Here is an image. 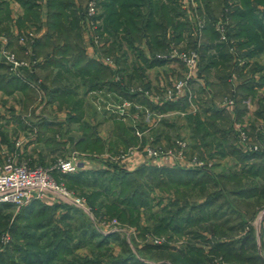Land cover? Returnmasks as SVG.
Listing matches in <instances>:
<instances>
[{
    "label": "trees",
    "instance_id": "1",
    "mask_svg": "<svg viewBox=\"0 0 264 264\" xmlns=\"http://www.w3.org/2000/svg\"><path fill=\"white\" fill-rule=\"evenodd\" d=\"M15 1L24 10L16 18L12 17L11 0H0V35L9 37V47L12 43H20L23 50H29L31 63L38 56L42 57L40 63L34 65L42 68L43 77L34 76L45 86L49 104L58 101L60 108L67 105L76 112L70 111L68 116L84 129L78 147L103 151V147L113 150L120 143H135L134 128L123 120L117 121L116 131H113L116 140H109L108 145L107 140L94 134L92 124L83 120L84 95L107 89L133 98L135 90L130 89L129 84H134L137 77L142 78L144 69L138 72L135 61L129 62V56L137 53L146 66L161 63L167 59L157 58L156 53L171 48L167 39L169 32L172 40L181 43L185 39L183 31L189 33L191 30V21L182 20L185 12L180 1L91 0L98 10L93 16L89 15V5L84 7L79 0ZM200 1L206 8L202 10L201 5L195 8L205 23V49L201 53L197 48L201 56L199 69L217 78L202 85L201 91L212 92L211 88L216 86L212 96L222 92L229 94L228 98L235 104L230 106L231 111L227 105L220 107L213 99H208V107L189 113L187 119L194 147L202 143L203 147H197L204 148L215 159L231 156L234 166L224 165L219 160L216 165L223 164V170L218 173L178 164L162 168L146 164L133 171L85 166L74 173L54 170L55 176L60 174L67 178L71 188L87 189V203L96 217L109 214L124 226L139 229L143 238L147 233L167 235V241L159 244L145 241L138 245L126 232H122L124 236L119 230L105 232L84 219L76 223L79 226L74 225L77 213L82 216L81 208L74 204L48 203L35 198L17 207L11 202L0 201V238L6 232L12 236L7 250L0 252V264H207L210 261L205 249L207 243L211 246L210 252L222 256L228 263L264 264V235L260 252L257 231L252 224L264 207V148L245 151L238 142L240 132L236 127L248 110L243 102L250 97L258 98L255 115L262 128L256 125L258 130L252 127L251 132L262 138L259 133L264 131V95L260 90L264 88V62L258 57L264 55V0ZM44 4L47 7L46 33L22 43L20 36L33 28L41 29ZM89 20L98 22L95 32L87 27ZM221 20L226 28V39L219 41L216 24ZM86 31L96 51L103 58H115L119 65L112 68L89 57ZM97 37L99 40L95 43ZM214 47L217 53L209 54L208 50ZM22 72L23 75L14 73L8 64L0 62V90L34 99L31 80L25 76V70ZM142 97L140 102L162 112L186 108L189 99L185 95L177 102L167 101L157 106ZM53 139V144L48 139L45 142L60 146L61 143ZM156 192H167V203L162 205L165 197L155 195ZM157 198L161 206L154 210ZM63 206L68 211L57 217L56 213ZM15 208L19 211L14 214ZM142 210L147 224L142 222ZM62 221L65 226H61ZM75 231L81 232L79 238ZM186 234L192 236L186 247L175 250L172 239L180 240ZM113 242L121 247L118 253L114 252ZM80 249L88 252L82 253Z\"/></svg>",
    "mask_w": 264,
    "mask_h": 264
},
{
    "label": "rangeland",
    "instance_id": "2",
    "mask_svg": "<svg viewBox=\"0 0 264 264\" xmlns=\"http://www.w3.org/2000/svg\"><path fill=\"white\" fill-rule=\"evenodd\" d=\"M179 1L181 3L182 9L185 12L181 16L182 20L183 21L189 20V22L191 21L190 25H192V26H191V30L189 31V33L186 30L183 31L184 37H182V38L183 39L185 38V39L181 43H176V40H172L173 35L171 34V31H170L168 36H167V39L169 41V46H177L178 48H180L182 50H186V51L199 48V51L202 53V49H205V48H203V43L205 42V37L203 35V30H202L201 36L195 34V32L193 30V25L197 21L194 20L193 18H194V15L196 14L195 8H198L201 5V7H203L202 8V10H203L206 7H204L205 5H203V1L198 2L199 0H196L195 3H192V4L190 3V5L187 7L185 6V3L183 2V0H179ZM79 2L82 3V5L85 7V5H89L91 0L90 1L89 0H79ZM10 6H11V3H10ZM188 7H189V9H188ZM23 12H24V10H23ZM23 12L21 11L20 14ZM202 15H205V11H204V13H202ZM219 17L221 18L220 14L218 15V18ZM201 20H203V19H201ZM90 22L91 21L89 20L87 23V27L89 29H91L93 32H95V28H96L98 22H96V24H92ZM219 24H220L219 22H217V24H216L217 30H218ZM187 27H189V26L187 25ZM187 29H189V28H187ZM31 30L35 31L34 33L38 38L43 35L41 30H38L36 28H33ZM182 30H183V28H180V31H182ZM218 31L220 33L219 36L221 37V38L219 37V41L224 40L222 38V34H221L220 30H218ZM188 34L192 35V37H189ZM95 39H96V41H94V42L98 43V40H99L98 37ZM213 43H215V42H213ZM165 51L166 52L158 51L156 54H166L170 51V47H167V49ZM208 52H209V54H212V53L215 54V53H217V48H215V47L210 48V50H208ZM16 55L21 60H25V61H28V63H31V58H30V55L27 53V49H24V54H19L18 52H16ZM104 59L108 63H114V65H119L118 62H115L116 61L115 58L105 57ZM258 59H259V61L264 62V55L259 56ZM36 60L38 61V64H39L40 60H42V57L38 56V58ZM132 60L135 61V66L137 67L138 72L141 71V68L144 69L143 70L144 71L143 78H144V76L146 77L145 73H147V71H149V68L147 69V66L145 64L144 59L141 56H139L137 53H132L129 56V62H131ZM168 61H170V60H168ZM200 61H201V56H200ZM131 67H132V65H131ZM25 68L26 67H23L22 71L25 70ZM28 68L31 69L30 71L33 70L32 73L34 76L35 70H36L34 63L29 64ZM246 70H249V68L247 67ZM21 73L23 75V72H21ZM38 73L36 75H38L42 79V77H43L42 74L41 73L38 74ZM157 75H160V74H157ZM208 75L205 72L202 73L201 69H199L196 77H197V80L202 81L203 85H205V83L207 84L208 81L213 82V81L217 80L215 74L212 73V75L210 77ZM163 76L164 75H162V77ZM178 76L179 75H177L176 77H178ZM173 77H175V76H173ZM163 78H165V76ZM180 78L181 77H178V79H176L175 81L180 80ZM33 79L34 80H32L29 83L32 87H34V90H35V96H34L35 98L34 99H31L32 98L31 96L28 97V96L21 94V93H18V92H15L14 94H9V93L5 92V90H2V89L0 90V139L2 137V140H3L2 142L0 141V169L4 165V163L7 162L9 156H13V157H16V159H18V157H20V155H21V157L23 159L25 158V156H23V153H25V152L20 150V148H17V146L18 147L22 146L23 140L26 139L27 136H29L28 135L29 129L26 128L24 130V129H22L23 127H21V131H19L20 130L19 128L18 129L9 128L6 130H4L3 128L1 129L2 125L5 123V121H7V119L10 120L13 118L12 111L20 109V110H22L21 112L27 113L28 115L31 112L34 113V112L38 111L41 113L43 112V114H47L51 117L56 116V114H57L56 112L57 111L60 112L62 110L66 111L67 113H69L70 111L73 114L76 113L75 111L74 112L72 111L73 110L72 107L69 108L67 105H63L60 108V106H58V103H59L58 101L53 102L51 104L46 102L48 98H47V94L45 91L46 90L45 86L41 84V79L37 80L35 76ZM181 79H184V77ZM164 80L166 81V79H164ZM143 82L144 81L142 80V78L139 79L137 77V79H134V84H129V86H131V88L130 87L129 88L132 90L133 89L139 90V91L143 90L145 92L146 87L143 84ZM164 86L165 87H162V90L160 93H153V92L148 91V92H145L144 94H146V96H148V97H154V99L157 98L158 101L165 100L167 98V97H165V94H166V91L168 90V88L170 87V85H164ZM213 88L217 89L216 86ZM213 88H211L210 91H212V90L214 91ZM213 91L208 92V93H204V92L198 90V92L201 95L202 94L205 95L201 99L200 105L202 106V109H203V107H208V102H209V101H207L208 99H213L218 106L227 105L225 103H226V101H228L230 99L227 96L229 94L222 92V93H219L218 95L216 94L215 96L213 94V96H212ZM80 92L84 95L83 88L80 89ZM260 93H261V95H264V88H262L260 90ZM119 95L121 97H123V95H121V94H119ZM84 98H85L84 106L82 108L84 111L83 120L85 122H89L90 124H92L93 127L91 129L95 131L94 134H99L104 140H107L106 145H108L109 140H111V139L116 140L114 138V132L113 131H116L117 121L123 120L126 124H127V122L125 120L129 121L128 116H126V115H127L128 109L130 110V108H131L130 103L126 102V100L123 101V99H122V100H119L118 103H113V104L109 105V107H107L108 105H105V108L101 109V106L100 105L97 106L96 102L89 100L88 97L86 98L84 96ZM175 100H178V99H175ZM243 103H244V105L247 106L248 110H247L245 116L243 117L242 123H238L237 126H238V129H239V127H241V129L244 130L248 136V138H247L248 144L245 146L244 150L248 151V152H253V151L258 150L260 148H264V138H263L264 131L259 133L262 138H258L259 137L258 134L256 135V137L253 136L255 134H252V132H251L252 127L254 129H255V127L257 129V126L261 127L259 124H257L258 123L257 117L255 115L257 108H258V98L252 99L250 97V98L246 99V101ZM106 109H108V110H106ZM120 110H123L124 114H122ZM141 110H142V114L145 115L144 119H145V121H147L146 122L147 125H146V127L143 128L144 130L141 129V125H138V127H135L133 129L135 135L137 136V141H135V143H133V144L125 145V144L120 143L119 146H117L113 150H111L110 147H103L104 148L103 151L99 150V149H88V148L86 149V148L78 147L77 144H78L79 140H77L76 137H79L82 133L84 134V129L82 127L80 128L79 124L77 122H75L72 124L73 137L71 138V140L68 137V133L66 131L64 132V130H58V131H55L53 133L48 134L49 138L55 137L58 140H60L59 143H61L59 147L57 146L58 148H56V149L54 148L52 152L50 151L52 156L49 154L48 156H45V157L41 156V158H39L38 154L41 155L43 153L42 155L44 156V154L49 152L48 150L52 149V146L50 148H48V147L46 148L45 144L38 143L34 149V154H36L37 156L32 157L34 159V161H36V162L32 161L34 163V165L31 164L32 162L28 157L25 158L24 161L18 160V162H20L22 164H27L31 167H43V168L51 169V168L55 167V165L61 159L72 157L75 154V155L79 156L80 158H83L84 160H82V161H85V159L86 160L90 159V160L101 161L105 168H110L111 170L118 168V169H128V170L133 171V170L137 169L138 167H141L142 165H146V164L148 166H153V167H158V168L159 167L162 168L164 166H169V165H167L170 162V161H168V159L158 158L155 160V159L149 158L146 154L147 152H145L146 148L149 147V148H151L153 150H157V151H160L161 149H170V150L173 149V150H178V152H179L181 149H183V153H184L183 157H185L184 158L185 163L193 162L192 160H195L198 162H203V164L201 165V167L199 169H206V170H209V171L215 172V173L216 172L218 173L219 171L223 170V167H221V166H223V164L227 165V166H234L235 160L231 156L223 157V158H221V160L217 159V158L215 159V158L211 157V155L209 154V152L207 150H205L204 148L199 149L197 147V146L203 147L204 145L202 143H198L197 146L194 147L195 141L191 138V130L187 129V127H186L187 130L185 131L184 128H182L175 121L176 117L173 118V116H171L172 112H169V111L168 112H164V111L162 112V111L156 110V109L153 110L150 107H143V108L141 107L139 109V111H141ZM104 111H107V113L109 115L106 114V116H105L103 114ZM121 116H123V117L126 116V119H124ZM25 121H31V120L28 119ZM164 121H167L169 123V125H166ZM156 127H160V129L161 128L165 129V127H168V128H166L165 130H162V131H165L164 133H166L165 135H163V137L160 136V138L157 141L149 143L148 142L149 138H146V136H144V134H145V132H148L149 130L151 131L152 128H156ZM135 130H137V131L135 132ZM150 131H149L148 135H150ZM33 133H35V132H33ZM45 137H47V135ZM67 137L69 138L70 143L72 141L71 145L68 142ZM64 138H66V141H67V143H65V145H64V143L61 142V141H63ZM238 142H239V144L242 145L241 135H239V137H238ZM6 143L9 146H11V147H9L10 150H13L12 152H8L7 154L4 152V149H3V145ZM182 143H185V146L183 148L181 146ZM51 144H53L52 141H51ZM250 146L252 147V149L250 148ZM255 146H257V149H254ZM130 148L137 150V153L132 155V156L137 157L138 154H141V156L144 158V160L141 164L134 165V163H130L129 165H125L124 163L120 162L121 161L120 157H122L121 153L124 152L127 154L128 153L127 151ZM242 148H243V146H242ZM14 149L15 150L17 149L18 151L15 152ZM21 157H20V159H21ZM47 157H49V158H47ZM175 159L176 158H174V160ZM179 159H180V157H179ZM219 160L223 164L218 166V165H216V163ZM157 163H161V166H157ZM172 164L173 165L178 164V165L186 166V165H183L184 162L175 161ZM189 167L198 168V167H193V166H189ZM53 173H54V171L52 172V174ZM53 176L59 182V184L67 187L70 191H72L74 193V195L79 196V197H84L86 199V201H88L87 196L85 194V190L87 191V189L84 190L83 188H71L69 186V183H68L66 177H64L60 174L58 177L55 176L54 174H53ZM155 195H157L159 197H160V195H163L165 198L163 199L164 201L162 202V205L167 203V201H168L167 197L169 196L167 192H163V193H160V192L157 193L156 192ZM50 196H52L54 199H57L56 201H61L65 204H72L68 200L66 201L65 198H63L60 194L54 193V194H50ZM159 200H160L159 198L156 199L155 205H154V210H158L160 208L161 205L158 204ZM18 211H19V208H15L13 213L14 214L18 213ZM66 211H68V208L66 206L61 207L58 210V212L56 213L57 217H59L60 214L66 212ZM144 213L145 212L143 211L142 222L147 224L146 217H145ZM81 214H82V216L79 213H77L76 218H74L75 220L71 219V220H73L74 225L79 226L76 223H78L79 220L84 219L87 223H90L92 225H96L97 227H100V229H102L103 231H107V230L103 229V228H105L104 227L105 225L114 226V227L117 226L118 227L117 229L121 228V230H120L121 233L126 232L125 234L127 235L128 238L134 237L135 240L137 241L138 245L142 244L145 241H150L153 244H157V243H154L151 239H153V240L154 239H160L162 241L161 243L167 241V235L158 236L155 234L147 233L146 237L143 238L140 235L139 229H137L134 226H128V225L124 226L121 223V221L119 219H117V217H109V214H107V213H105L107 215H104L103 218H100V217L98 218L93 213V211H92V213H89L86 210L81 209ZM71 220H69V221H71ZM114 220H117L118 223L114 224V222H113ZM66 223H68V221H66ZM263 223H264V207L259 210L256 218L254 220H252V224L255 226L256 231H257V238L259 240L258 246H259L260 252L263 251L262 250L263 249L262 243H261L262 235H264V227H263L264 224ZM61 226H65L63 221L61 222ZM122 228H123V231H122ZM80 233L81 232H79V231L78 232L75 231V235L78 238H79V235L81 236ZM203 233H205L206 235L208 234V236L210 238L213 237V235L211 233H209L208 231H204ZM122 235L124 236V233H122ZM190 237H192V236L189 234H186L185 236H182L180 240H176V238L172 239L173 248L175 250L182 249V248L184 249L186 247V242L188 241V239ZM11 240H12V236L9 232H6L1 236V238H0V252H4L5 250H7L6 247L8 246V244L10 243ZM199 243H202V242H199ZM113 246H114V252L118 253L121 249L120 245H118V243H116V242H113ZM205 246H207L205 249H206V252L209 253V258H210V261L207 264H232V263L226 262L222 258V256H218L215 253L210 252L211 246L208 243L205 244ZM79 251L82 253L88 252L85 249H80Z\"/></svg>",
    "mask_w": 264,
    "mask_h": 264
},
{
    "label": "crops",
    "instance_id": "3",
    "mask_svg": "<svg viewBox=\"0 0 264 264\" xmlns=\"http://www.w3.org/2000/svg\"><path fill=\"white\" fill-rule=\"evenodd\" d=\"M196 1V0H195ZM199 2V1H198ZM11 11H12V17L16 18L20 12H23V8L22 5L15 0H11ZM46 11H47V7L44 4L43 6V17H42V21L40 23V30L42 32V34H45L47 31V25H46ZM198 14V13H197ZM90 34H88V31H86L85 33V43H86V52L89 55V57H92L94 59L100 60L101 62H104L108 65H110L112 68H115L116 65H114V63H108L101 54H99L96 51V47L95 45L92 43V40L90 39ZM91 41V42H90ZM145 47V50L148 49L146 47V45H143V48ZM11 49H14L16 52H18L19 54H24V50L22 48V45L20 43H12L10 45ZM148 52V51H147ZM147 55V54H146ZM149 56V53H148ZM149 60H151L149 58ZM0 62H3V58H2V53L0 51ZM149 68V71H147L146 77L144 76V78L142 77V80L144 81L143 84L145 85V92H153V93H160L162 90V87H165L164 85H171L172 83H174V81L176 79H178V77H185L187 75V69L185 67V65H183L182 62L178 61V60H163L161 61V63H157V64H153V65H149L147 66V69ZM35 74L42 73V68L40 66L35 68ZM31 69H29L28 67L25 68V76L30 79L31 81L34 80V76L32 71H30ZM38 73V74H39ZM160 74V75H157ZM162 75L165 76V78L162 77ZM177 75H179L178 77H176ZM159 76V77H158ZM168 76V77H167ZM175 76V77H173ZM180 78V79H181ZM166 79V81L164 80ZM200 82V83H199ZM189 85H187V87L185 88V94L186 96H188V102H187V106L186 108H176V109H170L168 110L169 112H172L173 118L176 117V122L182 127L184 128V130L186 131L187 129L191 130V127L189 126L188 123V119H187V115L191 112L195 113V112H201L202 111V106L201 104V99L205 96L204 94H200L198 92L201 91L202 89V81H199L197 79H191L189 81ZM143 90L139 91V90H135L134 97L133 98H127L125 96L121 97L117 92H113L107 89H99V90H93L88 92L86 95H84L86 98L88 97L89 100L96 102L97 106L100 105L101 109L105 108V105H108L107 107H109V105L113 104V103H118L119 100H126V102H129L131 105L130 110L128 109L127 115L129 121L125 120L127 122V124L129 126H132L133 128L138 127V125H141V129L144 130L143 128L146 127V122L144 119V116L139 109L142 107H149L148 103L144 102H140L139 99L143 98L142 96H145L144 98L148 101H150L151 103L160 106L163 105L165 102H167L168 100H162V101H158L157 98L154 99V97H148L146 96V94ZM137 94V95H135ZM81 95L83 96V94L81 93ZM132 95V93L130 94ZM122 101V102H123ZM171 101V100H169ZM47 102V101H46ZM171 102H177V100H172ZM219 104V103H218ZM226 105H220V107H224ZM47 107V106H46ZM106 107V108H107ZM229 109L232 110V107L228 106ZM138 108V109H137ZM108 110V109H106ZM22 110L17 109L15 111H12L13 113V118L5 121V123L2 125L1 129L3 128L4 130L9 129V128H16V129H20L19 131H21V127H23L22 129H29V136H27L26 139L23 140L22 146L17 148H20V150H22L23 152V156H25V158H29L31 160V162H36L34 161V159L32 157L37 156L36 154H34V149L35 146L38 143H43L45 144L46 148H50L52 146L51 150H48L49 152L44 154V156L41 154H38L39 158L48 156L49 154L52 156L51 152L53 151V149L58 148L56 145H50L49 143L47 144V140L52 141L53 138H49L48 134L49 133H53L54 131H56L57 129L59 130H64V132L66 131L68 133V137L71 138L73 137V128H72V124L75 123V121H71L70 117L68 116V113L66 111H60V112H56V116L51 117L47 114H43V112H34V113H29V115L27 113L21 112ZM165 111V112H168ZM64 112V113H63ZM103 114L106 116L109 115L107 113V111H104ZM126 116H121L124 119H126ZM30 117V118H29ZM30 119L31 121H25ZM238 124V123H237ZM236 124V127L238 128ZM187 127V129H186ZM168 127H165V129ZM163 128L160 129V127H156V128H152L150 131V135L149 131L145 132L144 136H146V138H149L148 142H154L157 141L160 136L163 137V135H165L166 133H164L165 130ZM137 130H135L136 132ZM35 132V133H33ZM153 134V135H152ZM47 135V137H45ZM184 135V134H183ZM190 135V134H189ZM188 135V136H189ZM67 137V138H68ZM83 137V133L79 136L76 137L77 140H80ZM68 138V142L70 143ZM0 141L2 142V137L0 139ZM54 141V139H53ZM57 142H60V140H58L56 138ZM55 141V142H56ZM62 143H67L66 138L63 139V141H61ZM72 143V141H71ZM70 143V145H71ZM3 144V143H2ZM11 146H9L7 143L3 145V149L4 152L7 154L8 152H12L13 150H10ZM15 150V149H14ZM18 150L16 149L15 152H17ZM51 151V152H50ZM21 157V155H20ZM18 157V160H22L24 161V159L21 157ZM49 158V157H47ZM144 158L141 156V154H138L137 157L136 156H131L128 157L125 161L124 164L125 165H129L130 163H134V165H138L141 164L143 162ZM32 162V163H33ZM173 163V162H172ZM172 163H168L167 165L171 166L173 165ZM84 166L86 168H91V169H99V168H103L104 165L101 161L98 160H90L87 159L85 161ZM105 168V167H104ZM57 199H54L52 196L48 195L46 196L43 201L48 202V203H56V202H61V201H56ZM264 227V226H263Z\"/></svg>",
    "mask_w": 264,
    "mask_h": 264
},
{
    "label": "built area",
    "instance_id": "4",
    "mask_svg": "<svg viewBox=\"0 0 264 264\" xmlns=\"http://www.w3.org/2000/svg\"><path fill=\"white\" fill-rule=\"evenodd\" d=\"M183 2L187 7L190 5V3H195V0H183ZM96 11L97 6L94 1H91L89 3V15H95ZM193 19L197 21L193 25V30L195 34L201 36L205 23L197 14L194 15ZM90 23L95 24L94 21H91ZM219 23L220 24L218 25V30H220L222 38L226 39L225 25L222 21H220ZM34 32V30H30L25 36H20L21 42H27L28 39L34 40L35 37H37ZM9 40L10 39L8 36L0 35V51L2 53L3 62L10 66L11 71L22 75L21 72L23 67H26L31 63H28V61L21 60L19 57H17L16 52L9 47ZM27 53L29 54V50H27ZM156 57L167 60H178L185 65L187 69V75L184 77V79L174 81V83H172L166 91L165 97H167L166 99L168 100H175L185 96V88L189 84V81L191 79H197L196 75L199 70L200 61L199 51L197 49L186 51L178 48L177 46H171L168 53L157 54ZM37 62L38 61L35 59L32 64H36ZM225 104H227V106H232L235 103L233 99H229ZM120 111L122 114H124L123 110ZM239 132L242 137V145L245 148V146L248 144V136L246 132L241 129V127H239ZM181 146L183 148L185 146V143H182ZM250 148L252 149L251 146ZM254 149H257V146H255ZM127 152V154L124 152L121 153V163H124L123 161H125L128 157L136 154L137 150L130 148ZM145 152H147V156L151 159H168L170 163H174L175 161L184 162L183 165H186L185 167L193 166L200 168L203 164V162H198L195 160H192L193 162L190 163H185V157H183V149H181L179 152L178 150L173 149H161L160 151H157L148 147L146 148ZM174 158L176 159L174 160ZM82 160L84 159L74 154L72 157L61 159L55 165V167L48 169L43 167H31L27 164L18 162L16 157L9 156L7 162L4 163V165L0 169V201L11 202L17 207H21L31 202L35 198L43 200L46 196L57 193L65 198L66 201L68 200L79 208L92 213V209L88 205L84 197L74 195V193L67 187L59 184V182L54 178L52 174L54 170L60 173L77 172L85 164L86 159L85 161ZM157 166H161V163H157ZM113 222L114 224L118 223L117 220H114ZM104 227L105 228L103 229L107 230L105 232L121 230V228L117 229V226L114 227L105 225ZM151 240L157 244L162 242L160 239Z\"/></svg>",
    "mask_w": 264,
    "mask_h": 264
}]
</instances>
